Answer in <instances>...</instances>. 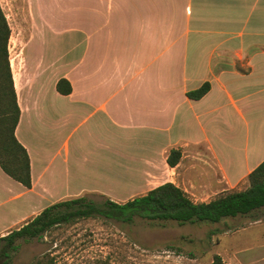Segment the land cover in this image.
<instances>
[{
  "label": "crops",
  "instance_id": "crops-1",
  "mask_svg": "<svg viewBox=\"0 0 264 264\" xmlns=\"http://www.w3.org/2000/svg\"><path fill=\"white\" fill-rule=\"evenodd\" d=\"M44 10L50 20L16 27L13 54L9 38L31 186L0 167V236L82 195L123 203L172 182L208 202L247 186L264 160V0H45ZM259 212L240 229L264 236ZM261 241L219 254L262 264Z\"/></svg>",
  "mask_w": 264,
  "mask_h": 264
},
{
  "label": "trees",
  "instance_id": "trees-1",
  "mask_svg": "<svg viewBox=\"0 0 264 264\" xmlns=\"http://www.w3.org/2000/svg\"><path fill=\"white\" fill-rule=\"evenodd\" d=\"M11 29L0 5V167L25 187L31 186L29 156L17 140L14 129L20 110L17 104L9 61ZM57 89L64 94L71 91L66 79L57 82ZM209 90V83L187 91V96L198 99ZM181 157L178 149H171L166 161L175 166ZM264 207V160L248 175L247 186L240 190L225 191L208 202H194L190 196L172 182H164L143 195L117 203L103 196L96 201L86 195L55 202L20 227L0 236L1 264H8V249H14L18 238H40L53 227L75 221L78 218H101L120 223L141 221H176L178 224L209 222L223 218L252 214ZM33 264H54L48 255L37 258ZM212 264H228L219 254H214Z\"/></svg>",
  "mask_w": 264,
  "mask_h": 264
},
{
  "label": "rangeland",
  "instance_id": "rangeland-1",
  "mask_svg": "<svg viewBox=\"0 0 264 264\" xmlns=\"http://www.w3.org/2000/svg\"><path fill=\"white\" fill-rule=\"evenodd\" d=\"M44 1L0 0L11 28L12 54L14 32L20 23L44 22L52 17L45 13ZM88 197L103 199V195ZM258 215L264 218V212ZM235 217L185 224L78 218L53 227L40 238L16 239L7 259L8 264H33L48 255L54 264H212L213 255L223 252L228 242L256 247L264 240V236H256L254 227L240 229L250 224L249 215Z\"/></svg>",
  "mask_w": 264,
  "mask_h": 264
},
{
  "label": "flooded vegetation",
  "instance_id": "flooded-vegetation-1",
  "mask_svg": "<svg viewBox=\"0 0 264 264\" xmlns=\"http://www.w3.org/2000/svg\"><path fill=\"white\" fill-rule=\"evenodd\" d=\"M0 264H1V262H0Z\"/></svg>",
  "mask_w": 264,
  "mask_h": 264
}]
</instances>
